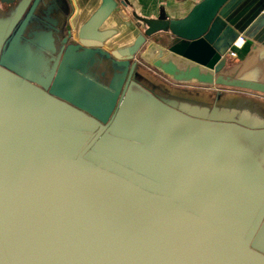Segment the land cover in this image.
Segmentation results:
<instances>
[{
	"label": "water",
	"instance_id": "95a60500",
	"mask_svg": "<svg viewBox=\"0 0 264 264\" xmlns=\"http://www.w3.org/2000/svg\"><path fill=\"white\" fill-rule=\"evenodd\" d=\"M230 1L139 26L123 0H0V264H264V117L139 72L264 100Z\"/></svg>",
	"mask_w": 264,
	"mask_h": 264
},
{
	"label": "crops",
	"instance_id": "0c3cea01",
	"mask_svg": "<svg viewBox=\"0 0 264 264\" xmlns=\"http://www.w3.org/2000/svg\"><path fill=\"white\" fill-rule=\"evenodd\" d=\"M199 0H123L124 12L140 26L139 18L156 19L161 13L168 19L184 17ZM219 22L243 38L241 47H235L231 60H243L252 44L264 46V0H231L222 11ZM166 46L163 43H159ZM240 44V41L237 42ZM245 94V93H244ZM260 101L264 100L260 98Z\"/></svg>",
	"mask_w": 264,
	"mask_h": 264
},
{
	"label": "rangeland",
	"instance_id": "374dc122",
	"mask_svg": "<svg viewBox=\"0 0 264 264\" xmlns=\"http://www.w3.org/2000/svg\"><path fill=\"white\" fill-rule=\"evenodd\" d=\"M169 35L164 33H155L150 38L156 43H163L167 46ZM235 51V47L232 48ZM230 56V55H229ZM231 57V56H230ZM140 74L145 76L147 81L153 86L160 88V92L165 91V95L174 97V99L197 105H213L216 102L217 107L234 108L241 110H248L255 112L264 117V102L258 100L255 96L248 94L237 93L236 90H226L217 87L202 88L198 86L186 87L181 85H175L172 82L167 81L159 74L151 73L150 71L140 68ZM217 251L222 255L224 252L217 248ZM210 262L209 260L207 261Z\"/></svg>",
	"mask_w": 264,
	"mask_h": 264
},
{
	"label": "flooded vegetation",
	"instance_id": "af4514ba",
	"mask_svg": "<svg viewBox=\"0 0 264 264\" xmlns=\"http://www.w3.org/2000/svg\"><path fill=\"white\" fill-rule=\"evenodd\" d=\"M181 86H186V87H193L194 85H181ZM159 88V87H158ZM154 89V93H156L158 96H161V97H163V98H171V99H174V98H172V97H168V95H165V91L163 90L162 92H160L159 90H160V88L159 89ZM212 89V88H211ZM228 91V90H227ZM208 107H211V105H207ZM202 120V119H201ZM241 204V202L240 201H238L236 204H234V209L236 210V212L238 211V209H239V207L241 206L240 205Z\"/></svg>",
	"mask_w": 264,
	"mask_h": 264
},
{
	"label": "built area",
	"instance_id": "2783aa9c",
	"mask_svg": "<svg viewBox=\"0 0 264 264\" xmlns=\"http://www.w3.org/2000/svg\"><path fill=\"white\" fill-rule=\"evenodd\" d=\"M240 41V44L238 45L237 42ZM243 44V38L241 36H239L236 41H234V43L232 44V46L234 47H241ZM232 55H234L233 52H231Z\"/></svg>",
	"mask_w": 264,
	"mask_h": 264
}]
</instances>
